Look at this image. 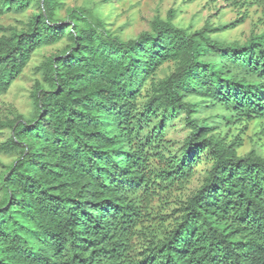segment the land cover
Here are the masks:
<instances>
[{
  "label": "trees",
  "instance_id": "16d2710c",
  "mask_svg": "<svg viewBox=\"0 0 264 264\" xmlns=\"http://www.w3.org/2000/svg\"><path fill=\"white\" fill-rule=\"evenodd\" d=\"M66 1L3 2L39 11L25 30L0 23V96L37 50L68 43L37 67L45 88L34 85L32 115L0 123V154L14 157L0 173V264H264V157L239 156L238 136L216 133L264 122V32L226 43L212 35L228 26L190 32L170 13L122 41L79 9L58 21ZM179 115L189 133L172 152ZM202 157L209 168L174 223L146 231L150 196L183 187Z\"/></svg>",
  "mask_w": 264,
  "mask_h": 264
},
{
  "label": "rangeland",
  "instance_id": "374dc122",
  "mask_svg": "<svg viewBox=\"0 0 264 264\" xmlns=\"http://www.w3.org/2000/svg\"><path fill=\"white\" fill-rule=\"evenodd\" d=\"M0 0V23L5 28L16 31L25 30L35 14L38 4L35 2L25 13L6 12ZM79 9L85 12L88 22L99 30H104L112 36L127 41L135 39L140 33L149 32L155 18L167 20L173 14V24L178 28L195 32L204 26L217 28L228 26V29L212 35L226 43L238 42L244 44L251 36L264 32V0H69L63 3L57 11L56 19L67 23L70 10ZM240 20L242 22L240 23ZM84 28V25L80 23ZM68 40L57 45L37 50L21 76L11 85L9 91L0 96V123L14 120L17 116L29 118L33 113L31 94L36 82L43 87L42 77L36 71L44 61L58 55L65 48ZM174 70L172 64H166L158 70L153 78L157 82ZM149 94V84L142 93L139 104L142 105ZM197 98L188 99L196 102ZM222 114L221 111H202L196 117L206 118L210 115ZM228 132V140L237 135L242 142L238 150L239 156L255 151L264 157V122L253 121L221 127L216 133L224 135ZM189 133L184 116L179 115L172 120L167 129L165 140L169 142L172 152L178 151ZM10 137L8 129H0V145ZM14 157L0 154V173L4 167L11 164ZM209 163L200 158L193 170V176L183 187H175L170 191L152 194L146 204L149 215L143 221V227L148 232L159 235L169 229L177 211L196 189L202 184ZM146 232V233H148ZM139 250L142 245L136 244Z\"/></svg>",
  "mask_w": 264,
  "mask_h": 264
}]
</instances>
